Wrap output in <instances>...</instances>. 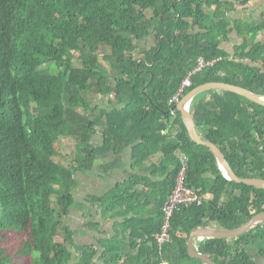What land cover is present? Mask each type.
<instances>
[{
    "label": "trees",
    "instance_id": "1",
    "mask_svg": "<svg viewBox=\"0 0 264 264\" xmlns=\"http://www.w3.org/2000/svg\"><path fill=\"white\" fill-rule=\"evenodd\" d=\"M252 1L0 0V264H70L74 255L76 264H202L188 254L192 231L208 222L235 230L264 212V189L227 178L210 149L190 138L176 109L173 118L176 105L169 104L200 59L216 63L192 76L181 99L207 83L264 96V41L258 39L264 16L258 22L233 16L238 5ZM234 32L242 42L230 52L225 45ZM208 94L209 100L202 98ZM190 111L198 133L223 151L237 176L264 180L263 106L212 90L198 95ZM174 125L182 130L169 139L165 132ZM99 134L102 145L96 146ZM63 138L76 140L70 165L56 161V142ZM132 146L135 170H145L160 152L168 158L165 170L172 168L158 189L152 229L129 240L121 238L127 231L118 234L119 246L100 258L96 247L76 245L64 223L77 204V174L110 155L113 163L102 172L119 167ZM178 152L189 156L185 184L203 203L175 212L171 242L161 250L155 235L176 184ZM145 181L131 175L89 201L103 213L105 203H114L109 211L116 217V205L130 198L140 203ZM124 250L133 255L124 259ZM197 252L215 264H257L264 259V224L237 240L201 241Z\"/></svg>",
    "mask_w": 264,
    "mask_h": 264
},
{
    "label": "crops",
    "instance_id": "2",
    "mask_svg": "<svg viewBox=\"0 0 264 264\" xmlns=\"http://www.w3.org/2000/svg\"><path fill=\"white\" fill-rule=\"evenodd\" d=\"M248 6L249 13H242L240 11V16L234 18H245L255 22L260 21V17L264 16V11L255 9L251 4ZM235 34L236 35H232L231 42L225 45L227 51L233 52L235 45L242 42V39L236 32ZM258 39L262 40L260 36ZM155 43L156 38L154 35L149 39L147 47L150 48L151 45ZM202 98L209 100L211 95H204ZM181 130L179 125H174L169 127L165 135L169 136V139H174ZM102 140V135L99 134L95 138L94 144L100 146L102 145ZM133 157L134 147L132 146L122 153L119 167L106 173L102 172V165L113 163L114 156L110 155L109 157L99 159L93 170L77 174V187L75 193H73V195H75L74 198L77 200V204L71 209L69 215L65 217L64 223L75 232L74 238L76 245L81 247H96L100 251V258L107 249H112L114 245L119 246V243H117L118 241L116 242L118 234L127 231V234L121 238L122 240H124V238L129 240L131 235L137 236L138 233L144 234L145 230H151L152 218L159 213V205L155 202L158 198V189L161 183L165 181L167 171L172 168L169 167V170H165V165L168 164L167 155L165 152L158 153L146 163L145 170L144 168L141 170H135L133 168ZM131 175H140L151 183V185H148V182L145 181V183L139 186V191L141 193L143 192L140 203L137 202V198H130L128 203L116 205V208H119L117 212L120 214L115 217L114 213H110L109 211V207L115 206L114 203H105L106 210L103 213V209L99 205H94L89 201L91 196L103 197L104 195H108L118 185L125 184ZM147 195H150L148 199L145 197ZM209 198L210 196H205V199ZM205 228L223 229L215 222H208ZM142 229V232H138ZM147 241L148 238L145 237L144 240L140 241V244H144ZM197 242L198 243L195 242L196 249L201 241L199 240ZM119 254H121V257H124V259H128V257L133 255L129 250L121 251ZM95 264H104V261L98 259Z\"/></svg>",
    "mask_w": 264,
    "mask_h": 264
},
{
    "label": "water",
    "instance_id": "3",
    "mask_svg": "<svg viewBox=\"0 0 264 264\" xmlns=\"http://www.w3.org/2000/svg\"><path fill=\"white\" fill-rule=\"evenodd\" d=\"M228 91L238 94L248 100L259 104L264 107V96L253 93L247 89L237 87L227 83H207L199 86L183 97L179 103H177L175 109L178 110L182 115L183 123L188 131L190 138L196 142L198 145H203L210 149L214 154L219 167L223 170L225 176L230 180L238 183L245 184L247 186H252L257 189H264L263 179H242L236 175L230 162L227 160L225 154L218 146L213 144V142L205 140L198 133L193 115L190 111L191 104L193 100L200 94L207 91ZM264 224V212L253 217L248 223L237 228L235 230L226 229H210V228H198L189 236L188 240V254L192 259L199 260L202 264H215L210 258L205 257L197 252L195 247V242L204 240H237L240 236L247 234L248 232L254 230L258 226Z\"/></svg>",
    "mask_w": 264,
    "mask_h": 264
},
{
    "label": "built area",
    "instance_id": "4",
    "mask_svg": "<svg viewBox=\"0 0 264 264\" xmlns=\"http://www.w3.org/2000/svg\"><path fill=\"white\" fill-rule=\"evenodd\" d=\"M215 63L216 62L207 63L204 59H200L195 70L186 77L179 92L171 98L169 104L177 105L181 100L183 92L193 86L192 76L202 72V70L212 67ZM171 114L173 118H176L175 108L172 110ZM177 158L179 161V173L176 178V184L168 201L163 207V227L161 231L155 235L156 243L161 250L171 242L172 220L175 212L179 210L180 207L200 206L203 203L201 196L185 184L189 156L183 152H178Z\"/></svg>",
    "mask_w": 264,
    "mask_h": 264
},
{
    "label": "rangeland",
    "instance_id": "5",
    "mask_svg": "<svg viewBox=\"0 0 264 264\" xmlns=\"http://www.w3.org/2000/svg\"><path fill=\"white\" fill-rule=\"evenodd\" d=\"M255 9H258L259 11H264V0H253L250 3ZM237 12L233 14L234 17H239L240 16V11L242 13H249V6H240L238 5L237 7ZM249 17V16H248ZM247 18V17H246ZM245 21H251L250 19H245L243 18ZM263 17H260V20H262ZM234 35L235 32H234ZM261 37L262 40H264V32L260 33L259 35ZM81 61H80V55H77V60H76V66L77 67H81ZM95 100L96 104L101 103L100 99ZM105 102H107V100H105ZM56 146L57 149H59V154L58 157L56 158V161H58L59 163H62L63 165H70L71 163L75 162V158H76V154H77V149H76V140L75 139H71V138H63V139H59L56 142ZM98 163V162H97ZM74 208V207H73ZM63 237L60 236L57 238V241L63 242ZM73 261L70 264H76L77 261L76 256H73ZM257 264H264V259L259 258L258 260H256Z\"/></svg>",
    "mask_w": 264,
    "mask_h": 264
}]
</instances>
